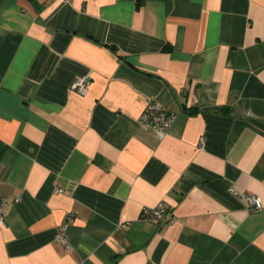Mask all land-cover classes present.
I'll return each mask as SVG.
<instances>
[{
	"label": "crops",
	"instance_id": "crops-1",
	"mask_svg": "<svg viewBox=\"0 0 264 264\" xmlns=\"http://www.w3.org/2000/svg\"><path fill=\"white\" fill-rule=\"evenodd\" d=\"M2 197L0 264H264V0H0Z\"/></svg>",
	"mask_w": 264,
	"mask_h": 264
},
{
	"label": "built area",
	"instance_id": "built-area-1",
	"mask_svg": "<svg viewBox=\"0 0 264 264\" xmlns=\"http://www.w3.org/2000/svg\"><path fill=\"white\" fill-rule=\"evenodd\" d=\"M88 79L87 77L77 78L72 83V88L77 92L84 94L87 91ZM175 118V113L167 111L162 105L157 102H151L146 107V109L141 114L139 122L142 125L152 127L157 137L163 138L169 131V128ZM200 148L203 146V139H200ZM231 192L249 209V210H258L261 208L259 198L254 193H249L247 191H242L236 188H231ZM8 203L5 197L0 199V225L6 223V214L7 210L5 205ZM145 217L157 221L160 223L168 222L172 223L174 221L173 217H168L166 212V207L163 203L159 202L154 208L146 209ZM66 224H63L59 228L57 239L63 243L67 248H69L67 233H66Z\"/></svg>",
	"mask_w": 264,
	"mask_h": 264
},
{
	"label": "trees",
	"instance_id": "trees-1",
	"mask_svg": "<svg viewBox=\"0 0 264 264\" xmlns=\"http://www.w3.org/2000/svg\"><path fill=\"white\" fill-rule=\"evenodd\" d=\"M115 263V262H114Z\"/></svg>",
	"mask_w": 264,
	"mask_h": 264
}]
</instances>
